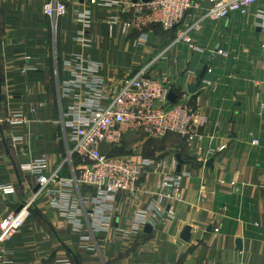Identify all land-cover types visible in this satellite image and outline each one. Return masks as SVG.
I'll return each mask as SVG.
<instances>
[{"label":"crops","instance_id":"0c3cea01","mask_svg":"<svg viewBox=\"0 0 264 264\" xmlns=\"http://www.w3.org/2000/svg\"><path fill=\"white\" fill-rule=\"evenodd\" d=\"M48 1L0 0V184L14 190L0 193V219L33 197L37 179L27 167L35 161L59 170L53 189L71 190L72 200L63 214L48 194L40 195L23 228L4 245L5 261L264 264V29L258 15L264 1L246 17L212 22L209 0H196L181 26L189 30V45L175 43L174 30L137 29L133 0H56L66 12L52 19L43 13ZM196 24L199 32L192 29ZM219 49L228 56L216 54ZM143 68L185 95L209 124L191 144L176 134L156 140L132 132L115 147L103 144L105 155L175 164L180 196L157 211L152 193L158 176L147 174L134 194L117 196L107 224H95V190L70 184L76 164L69 160L67 124L75 121L73 107L93 98L107 106L123 80ZM203 80L210 83L205 90ZM13 115L23 122L11 123ZM186 227L187 242L180 237Z\"/></svg>","mask_w":264,"mask_h":264},{"label":"built area","instance_id":"2783aa9c","mask_svg":"<svg viewBox=\"0 0 264 264\" xmlns=\"http://www.w3.org/2000/svg\"><path fill=\"white\" fill-rule=\"evenodd\" d=\"M264 0H209L211 6L206 18L212 22L226 21L231 15L246 17L252 7ZM91 5H100L98 0H90ZM196 0H152L150 3H133L138 14L133 24L137 29L149 26L160 27L164 31H175V43L190 44L189 30L181 28L186 14L195 6ZM65 4L56 0L44 4L43 13L47 18L63 16ZM264 29V11H258ZM201 30L200 24L192 28ZM226 58L223 50L215 52ZM201 90L210 83L202 81ZM170 91L162 82L146 75L143 68L123 80L120 89L102 107L97 98L81 106L84 112H78L81 106L73 107L75 121L68 123L72 129L73 146L69 150V160L76 164V175L72 186H86L95 190V202L99 205L95 224H107L110 216L108 208L113 206L120 193L134 194L139 181L147 174L158 176L152 196L156 198L155 208L161 212L165 202L177 200L180 196V176L175 173L174 165L169 167L166 159L152 160L142 157H115L101 151L103 144L115 147L122 143L127 133H142L156 140L168 134H176L191 144L202 137V131L208 123L207 116L199 108L188 104L185 95L177 96V102L167 101ZM264 108V106H263ZM13 124H20V115L10 118ZM253 144H257L254 141ZM36 175L38 190L33 197L26 199L18 213L10 212L0 219V264H8L4 259V245L23 228L31 215L34 202L42 194H48L50 205L63 214L71 202V190L57 184L58 171L47 170L44 160L35 161L27 167ZM0 193L13 194L11 186L0 184ZM80 211V209H77ZM71 216V214H69ZM141 221H137L139 227ZM218 232V229L215 230ZM44 264V263H37ZM57 264H72L70 260H61Z\"/></svg>","mask_w":264,"mask_h":264},{"label":"water","instance_id":"95a60500","mask_svg":"<svg viewBox=\"0 0 264 264\" xmlns=\"http://www.w3.org/2000/svg\"><path fill=\"white\" fill-rule=\"evenodd\" d=\"M138 0H133V3H136ZM152 0H140L141 3L143 4H147V3H150ZM200 83V79L196 82V84H194L193 86H190L188 87V92L189 93H195L196 90H197V87ZM167 101L171 104H174L177 102V95L173 92V91H169L168 92V95H167ZM175 160L177 162V167H176V171L179 172L180 171V168H181V165H182V161L180 159V156L179 155H176L175 156ZM38 190V186L35 187L34 189V193ZM150 226H146L145 227V232H149L150 231ZM181 239L184 240V241H189V238H190V228L189 227H186L184 228L182 234L180 235Z\"/></svg>","mask_w":264,"mask_h":264},{"label":"rangeland","instance_id":"374dc122","mask_svg":"<svg viewBox=\"0 0 264 264\" xmlns=\"http://www.w3.org/2000/svg\"><path fill=\"white\" fill-rule=\"evenodd\" d=\"M111 152V151H110Z\"/></svg>","mask_w":264,"mask_h":264},{"label":"trees","instance_id":"16d2710c","mask_svg":"<svg viewBox=\"0 0 264 264\" xmlns=\"http://www.w3.org/2000/svg\"><path fill=\"white\" fill-rule=\"evenodd\" d=\"M183 141V140H182Z\"/></svg>","mask_w":264,"mask_h":264}]
</instances>
